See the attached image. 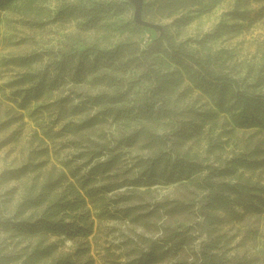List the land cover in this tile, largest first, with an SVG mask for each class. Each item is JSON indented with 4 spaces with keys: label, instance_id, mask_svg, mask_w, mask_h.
Here are the masks:
<instances>
[{
    "label": "trees",
    "instance_id": "1",
    "mask_svg": "<svg viewBox=\"0 0 264 264\" xmlns=\"http://www.w3.org/2000/svg\"><path fill=\"white\" fill-rule=\"evenodd\" d=\"M223 1L144 0L142 18L160 29L134 19L129 27L156 31L145 44L126 39L113 47L93 43L50 51L52 59L45 67L9 83L21 109L52 98L69 84L73 95L59 94L41 106L51 125L38 124L37 148L19 169L25 179L16 203L11 209L0 205V230L26 244L15 252L0 245V264H98L96 220L115 216L112 210L158 232L124 242L125 264H252L229 253L222 227L244 214L264 213V61L249 83L234 73L230 51L212 52L205 39L177 40L171 30ZM36 3L0 0V11L29 14ZM128 7L134 10L130 0H98L63 4L58 14L79 15L92 27ZM38 59L27 56L20 64ZM2 106L0 116L7 119L0 121V131L23 120L20 110L9 106L3 112ZM92 109L94 114L81 120L72 118ZM110 121L117 126L112 138L97 130ZM218 127L215 141L211 133ZM238 130L248 132L242 149L230 157L218 155L222 138ZM60 136L70 137L59 146ZM203 141L216 162L195 149ZM7 143L0 141V149ZM136 146L149 152L129 163L124 149ZM65 147L73 151L60 158ZM157 183L176 184L179 195L165 197L152 212L142 213L144 206L135 204L139 189ZM120 203L127 205L116 208ZM150 216L165 221L158 226ZM177 217L179 223L173 225ZM195 242L197 251L188 253ZM98 253L101 264H124L110 244Z\"/></svg>",
    "mask_w": 264,
    "mask_h": 264
},
{
    "label": "rangeland",
    "instance_id": "2",
    "mask_svg": "<svg viewBox=\"0 0 264 264\" xmlns=\"http://www.w3.org/2000/svg\"><path fill=\"white\" fill-rule=\"evenodd\" d=\"M90 1L98 0H37L34 11L29 14H24L16 9L0 11V104L3 105V112L9 106H13L24 114L22 121L0 131V141H8L0 149V205H10L9 209L16 203L25 179L19 176V169L26 162L31 149L37 148L38 143L34 141V133L36 130L41 131L38 124L49 125L51 123L41 106L52 101L59 94L73 95V86L69 84L64 89L56 91L52 98L32 102L28 108L21 109L18 106L21 99L15 102L9 83L20 78L26 72H35L45 67L52 59L50 51L70 46L82 47L93 43L100 47H113L126 39L138 40L145 44L148 42L149 35H156V31L129 27L134 13V10L129 7L124 12L112 14L100 24L92 27L86 26L85 19L79 15L58 14V8L63 4L88 3ZM113 1L123 4L129 0ZM163 22L171 24L172 20L165 19ZM171 30L176 34L177 40L198 41L205 39L207 47L212 52L220 49L230 51L232 58L229 62L233 66L234 73L249 83L254 82L255 70L264 61V0H224L212 12L196 14L189 24L179 29L173 26ZM193 46L199 47L198 44H193ZM34 55L39 59L30 65L20 64L24 57ZM87 86L92 91L97 89L90 85ZM77 102L78 99L75 98L73 104ZM95 111L96 109L86 110L72 118L78 121L89 114H94ZM6 119L5 114L0 116V121ZM60 125H56L54 129H59ZM116 127L110 121L97 130L101 129L108 138H112V134L116 133ZM220 130L218 127L212 131L213 140H219L217 133ZM156 131L162 132L163 129L157 128ZM68 137L70 136L58 137L57 144L60 146L67 141ZM247 137L248 132L241 130H238L230 138L223 137L222 140L225 143L218 155L223 158L232 156L233 152L242 149ZM195 147L203 157H209L210 161L216 162L215 155L208 152L206 141ZM72 151L68 147L62 148L59 154L60 158L70 156ZM124 151L127 153L126 159L129 163H134L136 156H145L149 152L148 149L139 146L125 148ZM139 191V199L135 204L143 205L142 213L146 214L152 212L156 203L161 199L175 198L179 195L176 184L157 183L149 190L142 187ZM12 192L14 195L11 201L5 202ZM126 205L120 203L116 208ZM111 209H114V206ZM112 211L116 214L115 216L96 220L99 246L94 242V254L98 264H101L98 251L102 250V246L112 245L113 250L120 254V260L125 264L128 257L123 254L127 249L124 242L128 239H136L139 234L149 237L158 235L157 231L132 222L129 218L119 215L115 210ZM94 214L97 215L98 210H94ZM148 218L156 222L158 226L165 221V217L150 216ZM172 223L173 225L178 224V217L173 219ZM222 230L228 237L229 253L238 255L240 258H247L252 264H264V213L259 216L244 214L236 221L225 223ZM8 237V234L0 230V245H8L6 249L8 252L21 251L22 246L26 244L24 240L17 243L18 239L12 240ZM197 249V242L187 248L188 253H194ZM20 263L19 261L17 264Z\"/></svg>",
    "mask_w": 264,
    "mask_h": 264
},
{
    "label": "water",
    "instance_id": "3",
    "mask_svg": "<svg viewBox=\"0 0 264 264\" xmlns=\"http://www.w3.org/2000/svg\"><path fill=\"white\" fill-rule=\"evenodd\" d=\"M130 2L134 6L133 19L136 22L146 25V26L153 27L155 29H160V25L158 23H152L142 18L144 0H130Z\"/></svg>",
    "mask_w": 264,
    "mask_h": 264
}]
</instances>
